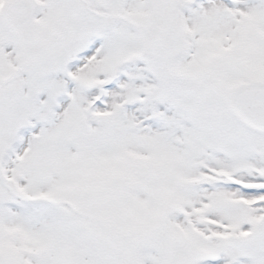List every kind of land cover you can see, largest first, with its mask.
<instances>
[{
	"label": "snow or ice",
	"instance_id": "obj_1",
	"mask_svg": "<svg viewBox=\"0 0 264 264\" xmlns=\"http://www.w3.org/2000/svg\"><path fill=\"white\" fill-rule=\"evenodd\" d=\"M0 264H264V0H0Z\"/></svg>",
	"mask_w": 264,
	"mask_h": 264
}]
</instances>
